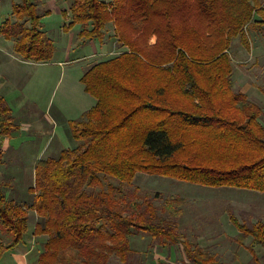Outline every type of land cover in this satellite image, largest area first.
I'll return each mask as SVG.
<instances>
[{
    "label": "trees",
    "instance_id": "obj_1",
    "mask_svg": "<svg viewBox=\"0 0 264 264\" xmlns=\"http://www.w3.org/2000/svg\"><path fill=\"white\" fill-rule=\"evenodd\" d=\"M256 8L254 0H72L65 31L79 25L81 38L102 44L110 24L125 50L81 78L96 104L83 120L70 121L69 130L84 145L36 162L28 208L38 217L32 236L46 237L37 264H108L111 256L125 263L133 230L168 247L181 245L190 264H218L154 209H147L149 218L124 216L116 190H102V180L130 184L141 173L264 193L263 110L232 89L229 57L233 39L249 47ZM42 16L32 0H21L0 28L22 61L52 60ZM18 129L0 97V165L3 143ZM26 209L11 204L0 184V228L10 240L0 242V260L23 242ZM229 220L237 243L251 237L264 249V222ZM249 253L251 264H263L253 249Z\"/></svg>",
    "mask_w": 264,
    "mask_h": 264
},
{
    "label": "rangeland",
    "instance_id": "obj_2",
    "mask_svg": "<svg viewBox=\"0 0 264 264\" xmlns=\"http://www.w3.org/2000/svg\"><path fill=\"white\" fill-rule=\"evenodd\" d=\"M32 1L40 15L46 10H51L48 0ZM20 2L21 0H0V24L11 18L12 5ZM57 3L60 8H67L72 4V0H57ZM64 20L65 15H59L55 11L42 19L43 30L55 47L51 65L24 66L6 58L12 64L7 69L13 72H10L4 87L7 89L5 101L12 109L16 124L25 128V131L8 138L9 146L4 143L2 147L0 184L11 204L27 208L28 229L18 248L24 250L26 244L32 249L26 259L28 264L35 263L43 250L46 238L32 236L38 217L28 208L33 199L28 190L34 183L36 162L56 159L61 151L84 145V142L68 139L63 126H53L54 117L59 114L60 117L71 121L83 120V108L86 107V110H83L85 113L94 104V99L83 91L80 77L94 62L115 57L125 50L120 44L113 48L110 42L99 44L98 41H93L94 45L87 43L84 46H77V43L72 41L69 49L67 46L70 37L63 35L61 30ZM77 26L71 29L76 32L79 29ZM113 32V27L109 24L105 36L114 37ZM263 32V29L247 30L248 43L255 49V54L264 48L263 42L260 44ZM152 38L155 37L150 38V45L154 44H151ZM1 40L4 42L2 38ZM94 48L101 50L102 56H92ZM248 48L239 38L231 41L229 57L232 66L240 71L250 69V78L246 79L248 82L245 84L250 85L252 81L264 88V56H258L257 61H249ZM2 51L0 56H6ZM79 57L82 60L74 62V59ZM59 62L65 64L59 65ZM13 65L16 68L12 70ZM232 79L238 89L236 86L240 84L241 79L235 81V75ZM262 109L260 122L264 126V108ZM109 188L116 190V195L122 200L124 216H135L143 212L149 218L151 214L147 209H154L156 218L173 225L182 239L201 246L218 264H251L250 248L264 264L263 247L254 244L251 237H247L240 244L237 243L235 240L239 232L229 220V216L233 215L245 226L264 222V193L233 188H209L141 173L136 174L130 184L103 179L101 189L106 191ZM178 199H181L182 203L176 205L174 210L167 207L170 201ZM176 210L180 213L175 214ZM129 241L132 250L131 254L127 255L126 262L122 263L117 257L111 256L108 264H190L181 245L168 247L159 240L134 230ZM0 242L5 245L10 242L1 228ZM11 254L14 253L7 251L0 264H17V261H11Z\"/></svg>",
    "mask_w": 264,
    "mask_h": 264
},
{
    "label": "crops",
    "instance_id": "obj_3",
    "mask_svg": "<svg viewBox=\"0 0 264 264\" xmlns=\"http://www.w3.org/2000/svg\"><path fill=\"white\" fill-rule=\"evenodd\" d=\"M37 2V0H35ZM257 8H256V14H255V21H257L258 23L253 25L250 29H263L264 31V24L260 23L262 20H264V0H254ZM48 4H50V8L51 10H46L41 18V30L42 32L46 35L45 31L43 30V26H42V19L44 16H47L48 14H52L53 11L55 12H58L59 15H65V20H64V23L62 24L61 26V30L63 32V35H68V37H70V43H68V46L67 48H71L69 44L75 42L77 43V46L79 45H82L84 46L85 44L89 43L90 45H94V42L93 41H86L85 39L82 40V38L79 36L80 32H81V27L78 25L77 27H79V29L74 32L72 29H70L69 31H65V28H67L68 24L70 23V12H69V7H62L61 8L59 7V4L57 3V0H48L47 1ZM13 6V5H12ZM53 10V11H52ZM11 11H12V7H11ZM11 19V18H10ZM4 22V21H3ZM3 22L0 24V28L2 27V24ZM76 26V25H75ZM74 26V27H75ZM47 36V35H46ZM113 36H114V32H113ZM48 37V36H47ZM1 38L4 40V42L1 40ZM49 38V37H48ZM50 39V38H49ZM51 40V39H50ZM52 41V40H51ZM73 41V42H72ZM151 44L154 43L155 39L152 38L151 39ZM53 42V41H52ZM112 43V47L115 48L116 45L118 44L117 40L115 37H112L111 35L109 36H105L103 38V42L102 44L104 43ZM263 42V45H264V32H263V36H262V40H261V43L262 44ZM79 43V44H78ZM99 43V42H98ZM54 44V43H53ZM100 44V43H99ZM120 47V46H119ZM4 50V51H2ZM6 50V51H5ZM248 53H249V61H257V58L258 56H264V48L260 50L259 53L255 54V49L254 48H251V46L249 45V48H248ZM5 52L6 56H0V97H2L4 100H6V97L7 96V89L4 88L6 87L5 84H7V78L9 77V74L10 72H13V71H10L7 69V67H10L12 64H10L9 60H7L6 58H10L12 59L11 61H14L16 63H18L19 65H24V66H31V67H37V66H47V65H51L52 61H53V57H52V60L49 61V62H46V63H33V62H25V61H22L20 60L19 58H17L14 54V51H13V42L12 41H8V40H5L1 34H0V52ZM65 51V50H64ZM54 52H55V47H54ZM93 52H94V55L92 56H102V51H98L96 50L95 48L93 49ZM68 53V52H67ZM241 53V52H240ZM55 54V53H54ZM53 54V56H54ZM85 57H83L84 59ZM264 58V57H263ZM108 59V58H107ZM110 59V58H109ZM80 60H82L80 57L77 58V59H74V62H79ZM105 61V60H104ZM232 61V60H231ZM98 62H102V61H98ZM97 61L94 62L91 67L93 65H95L96 63H98ZM60 64H65L62 63V62H59V65ZM232 65V63H231ZM18 67V66H17ZM91 67H87L86 70L84 71V73L82 74V76L91 68ZM4 68V70H3ZM16 68V66L13 65L12 67V70ZM232 69H233V73H232V77L233 75H235V81L236 80H239L241 79L240 81V84H237V88H235V84L233 83V79H232V89L235 91V92H240L242 93L246 99L257 105L259 108H264V92H263V89L262 86L258 85V84H255L254 82L250 81V85L247 83V85L245 84L246 82V79L248 80L250 77L248 75V73L250 72V69L249 70H243V71H240L239 69H237V67H234L232 66ZM247 74V75H246ZM11 75V74H10ZM82 76L80 77V82H81V78ZM83 85V84H82ZM83 91H84V88H83ZM85 92V91H84ZM87 94V93H86ZM90 96V95H89ZM91 97V96H90ZM86 98V97H85ZM94 99V98H93ZM88 104V103H87ZM89 104H90V100H89ZM96 104V101L94 99V104L92 105V107H94ZM92 107H89L88 110H90ZM86 107L83 108V110H86L85 109ZM82 110V117L83 118V115L87 112ZM263 110V109H262ZM61 115H55L54 117V123H53V126H63L64 128V132L66 134V136L68 137V139H72L71 138V135H70V130H69V122L71 121L70 119L68 118H65V117H60ZM80 118V119H81ZM19 129L18 131H16L15 133L12 134V138L14 136H17L19 135L18 133L19 132H23L25 131V128H23L22 126H18ZM5 144H7L9 146V140H5L4 141ZM3 143V145H4ZM4 147V146H3ZM39 161V160H38ZM25 245V248H23L24 250L18 248L19 247V244L13 249L11 250V252H13L14 254H11V261H17V264H28L27 263V256L32 252V249L27 247L26 244ZM201 247V246H200ZM131 247H130V241H129V254H131ZM37 260H38V256L36 258V261L35 263L33 264H37Z\"/></svg>",
    "mask_w": 264,
    "mask_h": 264
}]
</instances>
